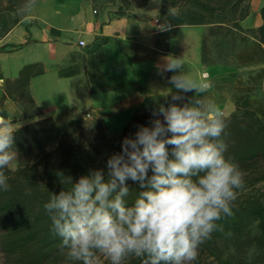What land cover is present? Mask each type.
Masks as SVG:
<instances>
[{"label":"clouds","instance_id":"9594fccd","mask_svg":"<svg viewBox=\"0 0 264 264\" xmlns=\"http://www.w3.org/2000/svg\"><path fill=\"white\" fill-rule=\"evenodd\" d=\"M183 68L182 58L171 57L159 70L174 73L171 100L183 104L160 105L150 127L125 137L121 152L107 160V178L103 170H91L45 204L68 259L99 264V252L110 264L130 256L147 257L148 264H192L200 245L223 231L218 222L234 215L244 173L225 156L223 112L207 96L211 84ZM18 127L0 116V169L17 157ZM128 180L142 189L131 205ZM9 188L0 171V189Z\"/></svg>","mask_w":264,"mask_h":264},{"label":"trees","instance_id":"16d2710c","mask_svg":"<svg viewBox=\"0 0 264 264\" xmlns=\"http://www.w3.org/2000/svg\"><path fill=\"white\" fill-rule=\"evenodd\" d=\"M33 1L0 0V12L24 8ZM127 6L120 4L117 13L126 15ZM249 14V0H162L163 39L173 37L180 26L207 25L202 41L203 63L212 62L208 40L223 34L240 35L242 45L247 47L236 55L240 62L264 64V6L259 27L241 26ZM250 79L253 86L237 80L235 110L223 115L227 126L221 137L228 146L226 158L244 173V187L237 190L234 215L218 222L223 231L214 232L200 245L192 264H264V185L260 186L264 182V96L257 92V87L264 85V68ZM23 99V115L28 121L15 133L16 165L0 169L10 186L7 191L0 189V250L4 264H82L68 259L61 238L52 231L45 204L52 194L70 189L71 183L91 170H103L107 178V160L121 152L124 138L134 139L141 125L150 127L157 118L152 111L167 102L160 95L147 98L146 108L137 111L119 135H113L96 117L67 122L52 117L36 120L41 112L30 98ZM127 184L130 193L125 199L131 205L142 189L131 180ZM253 228L255 234L251 233ZM251 250L254 254L250 256ZM104 264L110 261L106 259ZM122 264H148V258L130 256Z\"/></svg>","mask_w":264,"mask_h":264},{"label":"crops","instance_id":"0c3cea01","mask_svg":"<svg viewBox=\"0 0 264 264\" xmlns=\"http://www.w3.org/2000/svg\"><path fill=\"white\" fill-rule=\"evenodd\" d=\"M161 9L162 0L131 4L126 15L106 0H34L0 12V116L22 126L27 96L41 112L36 120L67 122L89 114L119 135L146 108L147 98L185 102L171 100L176 89L168 80L174 73L159 74L171 57L182 58L189 77L209 82L207 96L230 115L238 72L222 61L203 63L207 25L180 26L164 40ZM251 15L241 21L243 28L263 23L259 12L246 25Z\"/></svg>","mask_w":264,"mask_h":264},{"label":"rangeland","instance_id":"374dc122","mask_svg":"<svg viewBox=\"0 0 264 264\" xmlns=\"http://www.w3.org/2000/svg\"><path fill=\"white\" fill-rule=\"evenodd\" d=\"M49 1L50 0H48V2ZM146 1L148 0H106V3H108L110 6H119L120 4L123 5L128 4L129 6L131 4L142 5ZM249 4H250V13L252 11V15L246 21L245 23L246 25H252L254 23L255 15L261 12V8L264 6V0H249ZM239 36L237 35V37H234L232 35L221 34L217 37H211L208 40L209 55L211 56L213 62L222 61V63L225 64L227 67L233 68L235 71L238 72V77L235 79V86L237 80L239 79H242V81L246 83L245 86L246 85L253 86V81L250 78H252V75H254L257 71L264 68V64L257 63V64L245 65L237 59L236 55L240 53L243 49L247 48L242 45V41L240 40ZM257 90H258L257 92H259L261 96H264V85H260V87H257ZM158 118L162 119V117H158ZM10 165L12 167L16 165V158L10 163ZM263 185L264 182L260 184V186ZM251 233L255 234L256 229L253 228ZM253 254L254 252L251 250L250 256ZM97 258L99 260V264H104L105 260L107 259V257L103 256L102 254H99ZM4 263H5V257L0 250V264H4Z\"/></svg>","mask_w":264,"mask_h":264},{"label":"built area","instance_id":"2783aa9c","mask_svg":"<svg viewBox=\"0 0 264 264\" xmlns=\"http://www.w3.org/2000/svg\"><path fill=\"white\" fill-rule=\"evenodd\" d=\"M80 44L81 45H85V42L84 41H80ZM87 117H90V115L88 114Z\"/></svg>","mask_w":264,"mask_h":264},{"label":"water","instance_id":"95a60500","mask_svg":"<svg viewBox=\"0 0 264 264\" xmlns=\"http://www.w3.org/2000/svg\"><path fill=\"white\" fill-rule=\"evenodd\" d=\"M82 117H83V115L80 118H82Z\"/></svg>","mask_w":264,"mask_h":264}]
</instances>
